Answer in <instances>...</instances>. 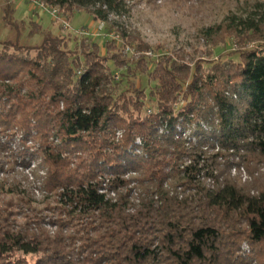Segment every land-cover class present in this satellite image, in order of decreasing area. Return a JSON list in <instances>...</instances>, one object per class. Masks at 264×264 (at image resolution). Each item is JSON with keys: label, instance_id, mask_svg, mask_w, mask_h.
<instances>
[{"label": "trees", "instance_id": "trees-1", "mask_svg": "<svg viewBox=\"0 0 264 264\" xmlns=\"http://www.w3.org/2000/svg\"><path fill=\"white\" fill-rule=\"evenodd\" d=\"M43 1L104 28L53 35L31 21L42 39L25 45L3 0L17 36L0 41V264H264V190L231 175L238 156L264 157V49L221 45L264 41V0L202 28L210 62L146 57L121 22L131 0ZM112 31L121 43L93 37ZM38 160L34 184L17 177Z\"/></svg>", "mask_w": 264, "mask_h": 264}, {"label": "rangeland", "instance_id": "rangeland-1", "mask_svg": "<svg viewBox=\"0 0 264 264\" xmlns=\"http://www.w3.org/2000/svg\"><path fill=\"white\" fill-rule=\"evenodd\" d=\"M14 3V19L19 21V26L24 22L26 29L21 30L20 42L25 45H36L42 37L39 35H29V23L38 22L44 30L53 35L74 34L76 30L90 28L88 35L98 34L100 24L93 21L91 17L83 11L75 12L71 17L69 24L72 29L64 30L60 22L54 20L53 16L44 10H34L24 0H11ZM246 0H131V14L121 20L133 31L140 34L141 40L146 43L153 54L160 48L166 53H175L176 51L188 55L194 61L202 60L203 62L220 60L217 54L214 55L212 49L201 39L200 32L203 27H208L220 23L230 10L236 11L241 8ZM0 0V41L16 39V31L7 26L3 21L2 5ZM23 28V27H22ZM96 42L102 47L105 40L102 36H93ZM222 47L225 54L236 53L243 49H264V41L250 42L243 45L228 36L222 38ZM245 46V47H242ZM197 51V52H196ZM217 51V50H216ZM147 52V53H149ZM145 53V52H144ZM146 53V57L148 56ZM142 53L134 52L133 61H139ZM154 58V57H153ZM156 59V58H154ZM135 80L142 87H148L150 78L148 75L139 74ZM126 83V80L123 84ZM215 150V152H217ZM241 157V156H238ZM235 158L236 166L231 168V175L235 180L246 189L253 193L264 190V157L252 159L249 163H243L240 158ZM39 160L30 165L27 169L16 168L17 177L26 180L31 185L34 184L33 172L39 171L40 176L45 175V170L40 168ZM17 166V164H16ZM39 199L42 195L37 194ZM244 249H248L244 245Z\"/></svg>", "mask_w": 264, "mask_h": 264}, {"label": "built area", "instance_id": "built-area-1", "mask_svg": "<svg viewBox=\"0 0 264 264\" xmlns=\"http://www.w3.org/2000/svg\"><path fill=\"white\" fill-rule=\"evenodd\" d=\"M24 1H26L28 3V5L30 7H32V9H34V10H39L40 9V10H44L46 12H49L53 16L54 20L60 22V24L63 26L64 30L72 29L70 24H69L68 17L66 15H64L60 11V9L55 8V7H50L43 0H24ZM103 28H104V26H103V24H101L100 27H99V31H102ZM89 29L90 28H88V30H86V29L76 30L75 33L78 34V35H88ZM103 36L105 38H110V39L116 40L118 43H121V37H120L119 33L116 32V31H112L109 34H103ZM126 53L134 54V51L130 47H127L126 48ZM147 55L151 56L152 58L155 56L152 51L147 53ZM82 73H83V71H79L80 75ZM116 79L118 80L119 77H116Z\"/></svg>", "mask_w": 264, "mask_h": 264}]
</instances>
